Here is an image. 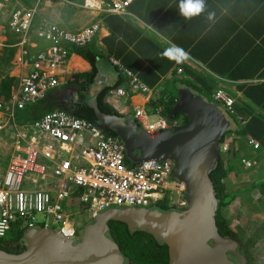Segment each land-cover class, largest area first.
<instances>
[{
	"label": "crops",
	"instance_id": "obj_1",
	"mask_svg": "<svg viewBox=\"0 0 264 264\" xmlns=\"http://www.w3.org/2000/svg\"><path fill=\"white\" fill-rule=\"evenodd\" d=\"M82 1L30 0V4L24 1V5L17 4L9 10L6 24L0 19V57L8 56L10 49H14L6 73L18 78L10 88L9 106L18 91L21 77L31 70L35 54L49 45L48 40L30 30L27 40L21 43L20 34L9 26V16L16 7L36 5L40 15L37 25L42 19L59 21L60 26L75 31L98 21L97 35L88 45L101 53L96 63L104 86L114 84L122 77L121 86L129 89L128 78L123 73V69H129L148 87V91H129V95L122 97L106 95V101L120 116L130 113L133 106H142L148 109L151 119L158 113L163 115L159 112V105L149 104L152 99L177 92L178 98L188 93L214 100L215 90L223 89L234 99L231 113L238 121L244 125L249 118L259 117L260 123L255 125V131H264V0H204L205 11L188 20L179 14V0H136L123 14L91 11L82 7ZM209 12L214 13L212 20L207 19ZM36 30L37 26L35 34ZM68 48L70 54L66 65L60 69V81L65 80L67 73L91 68L87 58L73 51L72 46ZM169 52H173L170 55L173 58L166 55ZM174 58H181V62ZM101 60H105L107 68L100 66ZM147 70L152 74L144 77ZM5 74H0V81ZM100 78L98 76L91 85V96ZM130 117L136 128L146 132L133 115ZM232 124L237 126L234 121ZM6 129L7 126L1 131ZM228 134L224 155L226 166L234 168L225 179L226 188L232 191L237 185L255 180L257 184H252L250 191L236 195L232 203L236 206L242 202L251 204L257 198L258 193L254 192L264 191V183L259 187V182L264 181V159L250 156L254 161L250 167L242 163L245 155L237 161V140L243 138L233 131ZM254 138L264 153V134ZM233 205L230 204L229 208ZM237 210L242 213L244 209L238 206ZM249 220L260 222L255 217H249Z\"/></svg>",
	"mask_w": 264,
	"mask_h": 264
},
{
	"label": "built area",
	"instance_id": "obj_2",
	"mask_svg": "<svg viewBox=\"0 0 264 264\" xmlns=\"http://www.w3.org/2000/svg\"><path fill=\"white\" fill-rule=\"evenodd\" d=\"M8 1L0 0V8ZM134 1L83 0L82 7L98 13L123 14ZM37 12V6L33 5L16 7L10 13L9 26L20 34L21 43L27 40ZM99 26L94 20L70 31L57 22L39 21L36 35L48 40L49 45L35 54L31 70L20 79L11 106L0 102V130L7 125L12 127L15 139L0 181V236L7 233L17 217L28 227L59 229L77 240L82 223L73 217V209L85 211L88 222L110 207H147L164 199L175 209L188 206L185 183L173 176L171 158L129 163L117 135L59 108L48 110L26 124L14 121V108L34 103L58 84L60 69L68 61V46L87 44ZM123 73L129 89L116 86L108 90L107 96L122 97L129 95V91L149 90L131 70L123 69ZM213 98L233 111L234 99L223 89H217ZM130 112L150 134L181 123L178 118L170 122L159 113L150 119L148 109L142 106H133ZM244 140L255 149L260 146L251 135ZM227 146L228 141L221 145L224 150ZM242 163L250 167L254 161L244 156Z\"/></svg>",
	"mask_w": 264,
	"mask_h": 264
},
{
	"label": "water",
	"instance_id": "obj_3",
	"mask_svg": "<svg viewBox=\"0 0 264 264\" xmlns=\"http://www.w3.org/2000/svg\"><path fill=\"white\" fill-rule=\"evenodd\" d=\"M99 80L89 101L99 126L116 132L126 157L135 163L173 159V176L184 181L188 206L182 210L110 207L86 222L77 240L60 230L30 226L23 233L24 250L16 253L0 248V264H126L111 235L110 220L136 226L165 243L167 264H245L238 242L222 236L215 221L217 203L210 172L230 124L223 110L200 95L184 93L174 111L186 115L188 123L150 134L134 128L130 119L98 108L96 97L104 87V80Z\"/></svg>",
	"mask_w": 264,
	"mask_h": 264
},
{
	"label": "trees",
	"instance_id": "obj_4",
	"mask_svg": "<svg viewBox=\"0 0 264 264\" xmlns=\"http://www.w3.org/2000/svg\"><path fill=\"white\" fill-rule=\"evenodd\" d=\"M26 4H30V0H25ZM90 43V42H89ZM86 45L80 46H72V50L75 52H80L85 58H87L91 63V68L86 71H74L71 73H67L65 80L59 81L57 85L47 91L45 96L41 99H38L34 103L28 104L22 108H19L16 113L17 118L28 119L33 121L39 118L44 112L48 110H52L54 108H59L70 112L78 117L86 118L92 122L97 123L98 120L96 118L93 107L89 104L91 98L90 87L93 84L94 80L100 75L98 66H97V56L99 53L98 50H95L94 47ZM10 49V48H9ZM14 50V49H13ZM13 50L10 49V53L8 56L0 57V74H5L9 71L8 66L10 65L11 57L13 56ZM224 70V67L221 68ZM152 71L147 70L144 74L151 75ZM18 78L14 75H8L7 73L3 76L0 81V102L2 105H8L9 96H10V88L11 85L15 82L17 83ZM123 84V78L119 77L118 80L114 84H106L104 87L100 89L97 94V104L98 108L106 113H114L116 115H120L116 110H114L106 101V95L110 88L121 86ZM211 88L208 87V90ZM178 93L175 92L173 95H163L162 97H158L156 99L150 100L149 104L151 106L159 105L161 108L159 112L167 117V119L171 122V120L176 119L181 114L179 112L174 111V105L178 100ZM209 102L216 103L217 100L208 99ZM217 104V103H216ZM225 113L226 117L229 119L230 124L224 135L221 137V142H224L226 139V134L229 132L235 133L239 136L251 135L253 137H261L264 134V131H255L256 124L260 123L259 117H251L248 121L243 125L238 121L237 116H235L233 111L226 109L222 103L218 102L217 104ZM15 114V112H14ZM232 119V120H231ZM232 121L237 125L236 127L232 124ZM22 122V121H18ZM137 122V121H136ZM138 123V122H137ZM188 123V117L184 116V120L182 125L171 126L178 127L184 126ZM233 125V126H232ZM13 129L12 127L9 128ZM105 131L112 135H117L116 132L106 127ZM128 158L126 157V160ZM129 162V161H128ZM233 166H226V158L223 151H219L217 161L210 172V178L212 184L214 186V192L216 195V210H215V221L218 232L224 237H232L234 238L239 246L241 247L245 264H257L255 253L249 248V246L236 237V230L233 225L230 224V221L226 218L224 213V208L233 205V201L235 200L236 188L232 189V191H228L226 188V177L228 176ZM264 183V181L259 182V185ZM257 184L255 180H251L250 185ZM264 190V188H263ZM264 193V191H260ZM252 199V198H251ZM166 200L156 202L152 204V208L161 207L160 209H164L166 206ZM164 207V208H162ZM91 221V220H90ZM89 221V222H90ZM84 225V224H83ZM82 225V227H83ZM41 227H43L41 225ZM80 226L78 230H82ZM109 227L111 231V235L118 245L120 251L124 256V262L127 264L128 260H132V264H167L168 262V251L167 245L163 243L161 240L156 239L147 231L142 230L136 226H129L126 223L118 220H110ZM28 228L25 225L24 220L22 218L17 217L13 222L9 229L10 234L7 236H0V248L8 251V252H21L24 250L25 245L23 242V233ZM23 242V243H22Z\"/></svg>",
	"mask_w": 264,
	"mask_h": 264
},
{
	"label": "rangeland",
	"instance_id": "obj_5",
	"mask_svg": "<svg viewBox=\"0 0 264 264\" xmlns=\"http://www.w3.org/2000/svg\"><path fill=\"white\" fill-rule=\"evenodd\" d=\"M24 1L25 0H9L7 3H5V5L0 8V19H2L6 24L9 10L10 9L12 10L17 4L24 5L25 4ZM39 17L40 15H38L37 13L34 15L33 24L31 25L30 28V32L34 35H36L35 26H37ZM100 64L101 67L107 68L104 66L105 60H101ZM108 76H111V74H108ZM18 111H19L18 108H15L14 121L17 124L29 123L27 122L29 121L28 119L20 120L19 118H17L16 113ZM125 116H127L131 120L132 118L130 116H132V112L130 113L128 112L125 115L121 114L120 117L124 118ZM151 119H155V117H152ZM18 121H22V122H18ZM132 125L135 128L136 124L132 123ZM167 128H172V127L169 126ZM12 135H13L12 129L10 130L8 125L6 130L3 131L0 130V181L2 180L7 163L9 161V153L10 151L13 150V142L15 139L12 137ZM237 143L239 144V149L235 152V159L237 161L240 160V157L242 155H245L246 157H250L254 155L256 156V158H259L260 160L264 159V153L261 148L252 149L251 146H249L244 139L237 140ZM251 189L252 186L250 185V183H243L238 185L236 191L234 192L236 193V195H239L242 194L243 192L246 193ZM254 193H258L256 194L257 198L255 199V201H251L250 202L251 204L249 203L244 204L242 202V204L241 203L237 204V206L233 205L230 208L229 206H226L224 208V213L226 218L230 221V224L233 225V227L235 228L237 232L235 235L238 238V240L247 244L249 248L255 253L257 264H264V193H261L260 191H255ZM238 206H242V208L244 209L242 213H238L239 211L237 210ZM243 213L247 214L248 216H245ZM84 214L85 211L77 212L74 211L73 209V217L74 218L77 217L82 223V225L86 222V218ZM249 217L250 218L255 217V219H259L260 222L257 223H255L254 221L252 222L251 220H249ZM10 232L11 231L8 230L5 236L9 235Z\"/></svg>",
	"mask_w": 264,
	"mask_h": 264
},
{
	"label": "clouds",
	"instance_id": "obj_6",
	"mask_svg": "<svg viewBox=\"0 0 264 264\" xmlns=\"http://www.w3.org/2000/svg\"><path fill=\"white\" fill-rule=\"evenodd\" d=\"M178 10H179V14L181 15V16H183L186 20H188V19H191V18H193V17H195V16H199L202 12H204L205 11V2H204V0H179V4H178ZM213 16H214V13H212V12H209L208 14H207V19L208 20H212L213 19ZM89 43V42H88ZM86 45V44H85ZM84 46V45H83ZM70 54V53H69ZM166 55H169L168 53H166ZM186 55V54H185ZM169 57H170V55H169ZM68 58H69V56H68ZM170 58H173V57H170ZM174 59H177V62H181V58H174ZM60 73H61V71H60ZM59 81H60V79H59ZM216 91V90H215ZM218 102V101H217ZM15 109V108H14ZM19 109V108H18ZM179 114H181L179 117H177L178 119H180L181 120V125H182V122H183V120H182V118L184 117V116H186V115H184L183 113H179ZM98 123V122H97ZM99 124V123H98ZM179 124V125H180ZM178 127H180V126H178ZM230 133V132H229ZM227 135H229L228 133L226 134V139H228V137H227ZM242 138L244 139V137L242 136ZM226 139H225V141H226ZM222 143L223 142H221V145H222ZM220 150L221 151H223V152H225V151H227L226 149L224 150V149H222V147L220 146ZM125 152V151H124ZM246 157V156H245ZM125 158H126V155H125ZM173 160V159H172ZM127 161H129V163H135L134 162V160H131L130 158H128L127 159ZM174 161V160H173ZM176 178V177H175ZM163 201V200H162ZM167 206H168V209H175V208H172V207H169V205L168 204H166ZM147 207H150V208H152V205H150V206H147ZM147 207H145V208H147ZM144 208V207H143ZM186 208V207H185ZM184 209V208H183ZM176 210H182V209H176ZM85 224V223H84ZM50 229H52V228H50ZM55 230H59V229H55ZM74 240V239H73ZM23 242H24V245H25V241L23 240Z\"/></svg>",
	"mask_w": 264,
	"mask_h": 264
},
{
	"label": "flooded vegetation",
	"instance_id": "obj_7",
	"mask_svg": "<svg viewBox=\"0 0 264 264\" xmlns=\"http://www.w3.org/2000/svg\"><path fill=\"white\" fill-rule=\"evenodd\" d=\"M182 120H184V117L182 118ZM181 125V124H180ZM174 167H175V162H174ZM167 206V205H166ZM154 208H161V207H154ZM162 208H164V207H162ZM165 210H170V209H168L167 207L165 208ZM78 234V233H77ZM76 240V239H75ZM23 243V242H22Z\"/></svg>",
	"mask_w": 264,
	"mask_h": 264
},
{
	"label": "snow or ice",
	"instance_id": "obj_8",
	"mask_svg": "<svg viewBox=\"0 0 264 264\" xmlns=\"http://www.w3.org/2000/svg\"><path fill=\"white\" fill-rule=\"evenodd\" d=\"M169 55H173V52H169Z\"/></svg>",
	"mask_w": 264,
	"mask_h": 264
}]
</instances>
